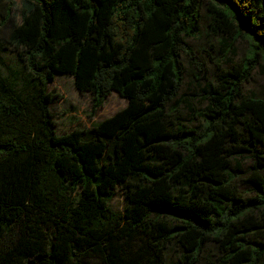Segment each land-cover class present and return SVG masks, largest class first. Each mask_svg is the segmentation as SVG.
<instances>
[{
    "label": "trees",
    "instance_id": "16d2710c",
    "mask_svg": "<svg viewBox=\"0 0 264 264\" xmlns=\"http://www.w3.org/2000/svg\"><path fill=\"white\" fill-rule=\"evenodd\" d=\"M22 1L19 21L13 0L0 13V58L26 74L0 81V264H264V90L247 89L264 0ZM199 40L216 49L208 78ZM188 59L201 107L186 111ZM57 74L95 109L128 104L58 135Z\"/></svg>",
    "mask_w": 264,
    "mask_h": 264
},
{
    "label": "rangeland",
    "instance_id": "374dc122",
    "mask_svg": "<svg viewBox=\"0 0 264 264\" xmlns=\"http://www.w3.org/2000/svg\"><path fill=\"white\" fill-rule=\"evenodd\" d=\"M10 0H0V13L2 14L5 5ZM15 6L12 15L19 21L25 13V8L22 0H13ZM9 36V29L4 28L1 32V40L6 42ZM191 47L194 48L198 58L199 65L203 68V77L208 78V75L218 71L215 62L214 51L207 46L205 40L191 41ZM239 60L248 51L247 44L239 42ZM189 73L186 79V84L183 89V96L186 98L188 108L201 107V100L198 95V85L194 80V75L198 74L197 67L192 65L190 60L186 61ZM26 74L23 67L18 62L16 55L11 50H6L0 58V81L10 86H15L21 89L25 85ZM247 89L261 92L264 90V73L256 70L253 75V80L247 86ZM48 92L55 96L54 102L50 105V110L54 115L56 124V132L58 135H65L77 129H87L93 124L98 123L115 113L124 109L127 106V100L122 99L116 93H112L105 101L102 108L95 109L93 105V97L91 94L80 93L75 85L74 79L67 75L57 74L55 80L48 85ZM250 164L249 162H247ZM113 211L122 213L125 207V200L120 190L116 191L114 199L110 203Z\"/></svg>",
    "mask_w": 264,
    "mask_h": 264
}]
</instances>
